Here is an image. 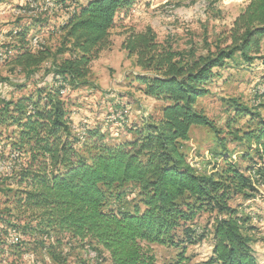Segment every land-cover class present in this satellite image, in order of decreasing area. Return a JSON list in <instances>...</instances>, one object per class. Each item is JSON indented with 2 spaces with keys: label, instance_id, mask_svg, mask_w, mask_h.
<instances>
[{
  "label": "trees",
  "instance_id": "trees-1",
  "mask_svg": "<svg viewBox=\"0 0 264 264\" xmlns=\"http://www.w3.org/2000/svg\"><path fill=\"white\" fill-rule=\"evenodd\" d=\"M33 1L18 7L22 16L7 33L11 47L0 49L7 56L4 62L26 80L42 72L34 92L17 98L0 93V128L11 129L6 135L11 170L3 177L20 187L17 204L36 221L24 228L25 234L54 236L58 242L66 235L88 238L91 246L109 253L107 264H156L151 244L201 241L205 234L197 232L193 221L200 212L216 211L212 255L204 264H258L245 234L247 218L229 201L252 193L254 184L264 180V120L235 134L263 163L260 167L254 161L246 172L228 158L218 176L197 169L184 143L193 126L216 130L197 108L198 99L209 93L214 69L237 53L250 64L263 57L264 0H249L230 30L231 43L207 55L185 54L160 41L151 27L127 30L121 48L141 69L137 80L143 92L161 101L162 108L159 118L149 116L130 128L134 138L113 145L98 128L74 130L68 96L86 82L92 62L113 46L118 14L127 13L137 0H50L66 13L56 30V51L43 42L32 46L48 10L38 2L32 7ZM120 114L121 123L125 114ZM251 156L244 154V159Z\"/></svg>",
  "mask_w": 264,
  "mask_h": 264
},
{
  "label": "rangeland",
  "instance_id": "rangeland-1",
  "mask_svg": "<svg viewBox=\"0 0 264 264\" xmlns=\"http://www.w3.org/2000/svg\"><path fill=\"white\" fill-rule=\"evenodd\" d=\"M51 1L35 0L33 4L38 2L48 8L47 13L42 14L47 21L38 36L43 44L56 51L59 46L56 30L66 13L57 6L53 8ZM85 1L80 0L82 3ZM27 2L32 0H0V7L7 10L0 15L1 49L11 47L8 30L14 26L16 18L22 16L18 7ZM248 3L249 0H137L127 13H119L112 30L113 46L92 62L86 82L70 89L68 108L75 123L74 130H80L81 126L98 128L104 134L105 142L113 145L134 138L136 134L130 128L141 126L149 116L159 118L162 102L143 92L144 86L137 80L142 71L121 48L127 30L141 31L151 27L160 41L173 48L185 54L207 55L217 46L231 43L230 30ZM23 20L27 22L28 17H23ZM39 38L33 39V47H39L35 46ZM260 56L263 57H257L250 64L237 53L226 61V66L214 69L215 77L208 85L209 93L198 99L197 108L213 120L216 130L203 125L193 126L190 140L184 143V152L197 169L218 176L226 168V158L243 172L254 161L263 166L255 153L235 138L236 133L256 128L258 120H264V38ZM12 69L9 62H0V93L7 98H17L34 92L35 81L42 72L26 80L23 72ZM121 111L125 114L122 119L125 121L120 123ZM248 112L253 115H247ZM0 130L3 131L0 165H5L10 163L6 135L11 129L1 127ZM248 153L253 159H244V154ZM5 174L0 177V264H107L109 253L91 246L88 238L71 239L66 235L58 242L54 236L42 238L37 233L25 234L24 228L34 226L36 221L31 211L17 204L20 187L5 179ZM259 180L252 193L247 190V195H233L229 204L247 218L245 234L252 240L258 264H264V180ZM252 208L256 210L255 219ZM216 216V211H204L194 219L197 232L205 234L201 241L177 245L151 244L156 264H204L212 255ZM10 224L17 225L19 229Z\"/></svg>",
  "mask_w": 264,
  "mask_h": 264
},
{
  "label": "built area",
  "instance_id": "built-area-1",
  "mask_svg": "<svg viewBox=\"0 0 264 264\" xmlns=\"http://www.w3.org/2000/svg\"><path fill=\"white\" fill-rule=\"evenodd\" d=\"M51 6H53L52 3H50ZM36 4H32L31 6H35ZM4 14V7H0V15H3ZM39 42H41L40 38L37 40L36 42V46L39 45ZM1 49V48H0ZM7 56H0V62H4V60L6 59ZM118 115V114H116ZM12 157H17V154H13ZM11 170V160H10V163L9 164H5V165H0V176L2 174H4L5 172L6 173H9ZM255 173V172H254ZM252 211L254 212V219H255V213H256V210H254L252 208Z\"/></svg>",
  "mask_w": 264,
  "mask_h": 264
},
{
  "label": "crops",
  "instance_id": "crops-1",
  "mask_svg": "<svg viewBox=\"0 0 264 264\" xmlns=\"http://www.w3.org/2000/svg\"><path fill=\"white\" fill-rule=\"evenodd\" d=\"M7 12V10L4 8V13H6ZM6 21H8V20H6ZM2 31H4V30H2ZM0 36H1V33H0ZM1 55V54H0ZM102 55V54H101ZM74 124V127H75V123H73ZM77 131H79V129L77 130Z\"/></svg>",
  "mask_w": 264,
  "mask_h": 264
},
{
  "label": "bare ground",
  "instance_id": "bare-ground-1",
  "mask_svg": "<svg viewBox=\"0 0 264 264\" xmlns=\"http://www.w3.org/2000/svg\"><path fill=\"white\" fill-rule=\"evenodd\" d=\"M33 41V40H32ZM37 42V41H36ZM40 43V42H39ZM36 46V45H35ZM36 48V47H35Z\"/></svg>",
  "mask_w": 264,
  "mask_h": 264
}]
</instances>
